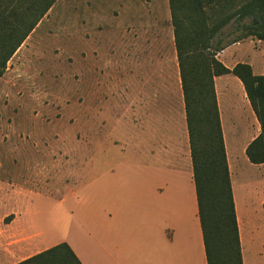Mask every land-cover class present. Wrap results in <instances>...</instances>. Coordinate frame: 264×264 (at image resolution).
I'll list each match as a JSON object with an SVG mask.
<instances>
[{"label": "rangeland", "instance_id": "rangeland-1", "mask_svg": "<svg viewBox=\"0 0 264 264\" xmlns=\"http://www.w3.org/2000/svg\"><path fill=\"white\" fill-rule=\"evenodd\" d=\"M244 32L232 20L218 38L226 46ZM237 44L221 61L246 62L263 74L264 42L249 36ZM176 62L169 0H57L0 76V216L5 184L13 189L14 197L6 200L11 207L22 188L38 192L44 227L58 235L78 230L79 246L91 255L94 248L82 230L97 229L98 196L86 184L133 159L125 120L146 84L169 76ZM240 83L233 74L222 75L219 99L234 195L249 191L245 264H264V208L254 203L253 193L264 189V164L251 163L245 153L260 128Z\"/></svg>", "mask_w": 264, "mask_h": 264}, {"label": "crops", "instance_id": "crops-1", "mask_svg": "<svg viewBox=\"0 0 264 264\" xmlns=\"http://www.w3.org/2000/svg\"><path fill=\"white\" fill-rule=\"evenodd\" d=\"M236 45L219 52L218 59ZM174 58L178 61L175 40ZM163 63L166 66L167 59ZM237 63L225 65L232 69ZM174 68L169 76L161 74V78L146 84L145 92L139 94L136 107L125 120L131 125L133 159L104 169L97 180L86 184L87 188H97L98 196L97 229L84 226L82 230L83 238L88 237L94 248L91 255L79 246L78 230L58 235L54 229L44 227L36 201L40 193L22 188L17 204L7 205L6 200L14 197L10 183L2 190L4 213L0 223H5L0 226V264H17L63 242L70 245L83 264H208L177 62ZM221 76L215 77V87L231 168L233 158L223 125L225 111L219 99ZM240 86L243 91L242 82ZM253 193L254 203L259 201L262 206L264 189L256 188ZM248 194L249 191L234 195L242 249L243 227L245 230L250 226L251 212L244 202ZM60 201L65 203L66 198ZM261 220L264 232V215ZM242 256L245 264L243 251Z\"/></svg>", "mask_w": 264, "mask_h": 264}, {"label": "trees", "instance_id": "trees-1", "mask_svg": "<svg viewBox=\"0 0 264 264\" xmlns=\"http://www.w3.org/2000/svg\"><path fill=\"white\" fill-rule=\"evenodd\" d=\"M56 2L0 0V76ZM169 6L208 264H244L215 77L233 74L242 82L260 124L259 134L245 153L251 163L264 164V74H255L246 62L231 69L217 57L249 36L264 42V0H244L237 6L235 0H169ZM246 19L250 22L242 23ZM232 20L238 21L245 32L223 46L218 37ZM17 264L83 263L63 242Z\"/></svg>", "mask_w": 264, "mask_h": 264}]
</instances>
